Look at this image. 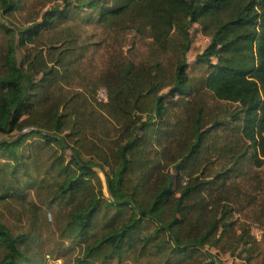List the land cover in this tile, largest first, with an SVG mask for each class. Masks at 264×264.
Listing matches in <instances>:
<instances>
[{
	"label": "trees",
	"instance_id": "obj_1",
	"mask_svg": "<svg viewBox=\"0 0 264 264\" xmlns=\"http://www.w3.org/2000/svg\"><path fill=\"white\" fill-rule=\"evenodd\" d=\"M0 13L2 208L19 221L11 203L46 192L56 247H81L71 264L237 251L264 264V0H0ZM193 26L209 44L189 65ZM33 215L28 231L0 220V264L42 263Z\"/></svg>",
	"mask_w": 264,
	"mask_h": 264
},
{
	"label": "rangeland",
	"instance_id": "obj_2",
	"mask_svg": "<svg viewBox=\"0 0 264 264\" xmlns=\"http://www.w3.org/2000/svg\"><path fill=\"white\" fill-rule=\"evenodd\" d=\"M0 23L5 26H11V24L8 22L7 18L4 17L0 13ZM118 28H129L131 26L128 18H123L121 21L117 22ZM190 34L192 36V42L189 52L186 54V61L189 65L193 64L195 62L196 55L198 53H201L209 44V37L206 35H203L197 26H193L190 30ZM143 36L147 37L148 33H143ZM144 37L145 40L142 42L146 43L148 40ZM15 40L17 39V35L14 36ZM29 49V47H27ZM27 51L25 49H16V60L17 63H22L24 56L26 55ZM104 90V89H101ZM100 90V91H101ZM99 91V92H100ZM106 93V91H102ZM107 97V93L105 94ZM96 98H102L96 96ZM1 140H5L6 138L4 136H0ZM70 153V152H68ZM98 176L100 177L102 183H103V192L106 197L107 193V183L105 180V175L100 172L99 170H95ZM171 172L175 174V171L172 169ZM95 185V181L92 183ZM29 191H33L29 189ZM39 195H36L35 193L29 192V198L28 203L24 206L25 210H20L19 207L16 204L11 203L12 210H16L20 212V219L19 221H16L15 218L11 214L8 213V211L5 208H2L3 206H0V220L10 225L11 228L13 227H21L24 228V230H29L31 222H34V215H36V224L39 225V240L41 242V257L44 258L41 264L47 263V257L50 259H60L62 264H71L76 258L81 256V247H75L72 249H69L67 252H61L59 251V248L56 247L57 238H56V232L54 228V221H55V210L50 208L48 209L45 205L42 204V201L48 195L44 191H39ZM22 209V208H21ZM33 213V214H32ZM251 236L258 242L261 239L262 231L258 228H252L250 232ZM58 252H60V256H58ZM201 252L205 253L208 256H214L216 254V251L214 249H209L206 251L203 249ZM239 251L234 256L229 255H219L218 262L216 264H245L242 260V257H239L238 254ZM58 256V257H57ZM188 255H186L187 257ZM193 258L192 260L188 261V264H200L203 261H206L204 257H202L198 253L192 254ZM197 260L196 262H193V260ZM214 259V258H213Z\"/></svg>",
	"mask_w": 264,
	"mask_h": 264
},
{
	"label": "built area",
	"instance_id": "obj_3",
	"mask_svg": "<svg viewBox=\"0 0 264 264\" xmlns=\"http://www.w3.org/2000/svg\"><path fill=\"white\" fill-rule=\"evenodd\" d=\"M104 90H101L100 92H98L97 96L102 97V98H97L98 101L101 102H106L107 101V97H106V93L102 92ZM46 264H62L60 259H50L49 257H47V263Z\"/></svg>",
	"mask_w": 264,
	"mask_h": 264
}]
</instances>
